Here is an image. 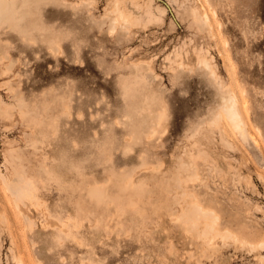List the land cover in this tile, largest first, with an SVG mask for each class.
<instances>
[{
  "label": "rangeland",
  "instance_id": "rangeland-1",
  "mask_svg": "<svg viewBox=\"0 0 264 264\" xmlns=\"http://www.w3.org/2000/svg\"><path fill=\"white\" fill-rule=\"evenodd\" d=\"M0 264H264V0H0Z\"/></svg>",
  "mask_w": 264,
  "mask_h": 264
},
{
  "label": "bare ground",
  "instance_id": "bare-ground-1",
  "mask_svg": "<svg viewBox=\"0 0 264 264\" xmlns=\"http://www.w3.org/2000/svg\"><path fill=\"white\" fill-rule=\"evenodd\" d=\"M208 17V16H207ZM234 117H235V120H236V123H237V118H238V116H237V113L235 112L234 113ZM244 125H245V123H244ZM237 128L239 129V130H244L245 128H243V124H242V122L241 123H237ZM245 132H246V130H244Z\"/></svg>",
  "mask_w": 264,
  "mask_h": 264
}]
</instances>
